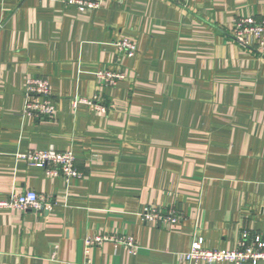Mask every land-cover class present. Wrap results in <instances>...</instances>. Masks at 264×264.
<instances>
[{"label": "crops", "instance_id": "crops-1", "mask_svg": "<svg viewBox=\"0 0 264 264\" xmlns=\"http://www.w3.org/2000/svg\"><path fill=\"white\" fill-rule=\"evenodd\" d=\"M247 15L264 18V0H103L85 12L0 0V199L34 190L52 204L0 209V264H187L193 240L226 250L243 229L264 234V56L228 33ZM122 38L134 57L119 55ZM117 67L126 78L101 87L96 72ZM29 75L49 78L52 120L23 113ZM97 93L106 114L72 107ZM50 145L73 151L81 178L18 156ZM146 206L182 218L151 223ZM97 235L140 249L87 251Z\"/></svg>", "mask_w": 264, "mask_h": 264}, {"label": "built area", "instance_id": "built-area-1", "mask_svg": "<svg viewBox=\"0 0 264 264\" xmlns=\"http://www.w3.org/2000/svg\"><path fill=\"white\" fill-rule=\"evenodd\" d=\"M103 0H68L75 4L78 10L97 9ZM241 45L255 49L264 56V18L258 19L253 15L237 16L232 20V26L228 31ZM121 57H134L138 52V44L129 38H122L114 42ZM117 62L120 61V58ZM116 64V63H115ZM96 77L101 87H115L126 78V72L121 68H107L96 72ZM83 103L98 114H106L107 106L95 94L92 98L77 96L72 99L74 109ZM57 112L56 102L53 97L52 86L49 78L38 75H29L25 79L24 111L23 113L40 119L52 120ZM29 165L42 168L51 177L62 176L66 180L81 178L82 173L76 168V156L72 150H58L54 145L46 149H34L26 153L18 154ZM52 204L43 195L34 190L25 192H12L5 199H0V209H50ZM140 216L143 220L159 224H175L182 218V214L174 207L161 208L146 206ZM106 241H112L122 246L131 255H136L140 249L137 240L130 235H97L86 238L87 251ZM180 258L187 264H264V234L243 229L233 249L219 250L209 249L203 246L202 239L193 240L190 250L180 254Z\"/></svg>", "mask_w": 264, "mask_h": 264}]
</instances>
